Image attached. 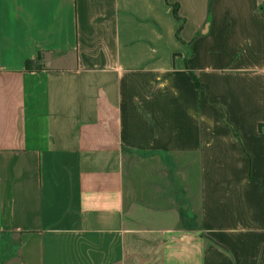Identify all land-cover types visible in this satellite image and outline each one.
I'll use <instances>...</instances> for the list:
<instances>
[{
  "label": "crops",
  "instance_id": "1",
  "mask_svg": "<svg viewBox=\"0 0 264 264\" xmlns=\"http://www.w3.org/2000/svg\"><path fill=\"white\" fill-rule=\"evenodd\" d=\"M0 264H264V0H0Z\"/></svg>",
  "mask_w": 264,
  "mask_h": 264
},
{
  "label": "trees",
  "instance_id": "2",
  "mask_svg": "<svg viewBox=\"0 0 264 264\" xmlns=\"http://www.w3.org/2000/svg\"><path fill=\"white\" fill-rule=\"evenodd\" d=\"M172 11L174 12L175 11V8L173 7L172 8ZM25 68H30V61H26L25 62ZM192 78H193V81H194V83L196 84V80H195V78L192 76ZM259 126H261V125H259Z\"/></svg>",
  "mask_w": 264,
  "mask_h": 264
}]
</instances>
